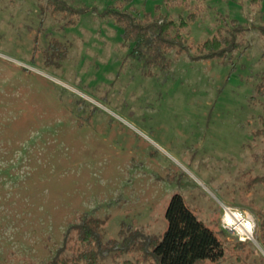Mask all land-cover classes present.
<instances>
[{"label": "rangeland", "instance_id": "374dc122", "mask_svg": "<svg viewBox=\"0 0 264 264\" xmlns=\"http://www.w3.org/2000/svg\"><path fill=\"white\" fill-rule=\"evenodd\" d=\"M115 1L0 0V264L47 257L83 212L103 219L106 238L122 226L158 238L173 192L230 239L221 203L255 223L264 213V179L252 182L264 176L254 131L264 113L255 91L264 0H206L185 28L195 41L229 28L241 40L230 60L171 51L162 64L121 43L108 12ZM157 3L125 8L154 13ZM160 5L174 19L186 15ZM109 255L107 264L135 263L129 253Z\"/></svg>", "mask_w": 264, "mask_h": 264}, {"label": "trees", "instance_id": "16d2710c", "mask_svg": "<svg viewBox=\"0 0 264 264\" xmlns=\"http://www.w3.org/2000/svg\"><path fill=\"white\" fill-rule=\"evenodd\" d=\"M127 1L116 0L112 4L114 8L108 12L121 30V43L131 44L129 53L147 64H162L166 53L173 51L178 55L189 50L197 59L226 61L231 59L233 49L240 46L241 40H236L229 28L217 27L198 41L185 35V28L202 13L201 2L206 0H195L196 3L161 0L155 5L154 13L144 11L141 15L125 8ZM251 1L256 3L258 0ZM160 4L167 9L182 7L186 15L174 19L161 12ZM262 32L264 34V29ZM50 60L44 56V61ZM255 91L264 96V75L255 84ZM259 119V126L254 131L264 145V113ZM263 179L264 176H254L252 182ZM164 216L166 226L158 238L142 239L139 230L124 232L123 226L116 237L106 238L103 219L83 212L67 225L61 243L47 257L31 258L25 264H107L105 257L109 254L114 260L124 253L135 256L134 264L144 261L157 264H259L257 256L264 262L256 245L264 251V213L257 216L255 242L218 235L197 218L178 192L171 194ZM222 231L226 232L225 229ZM124 263L128 262L125 260Z\"/></svg>", "mask_w": 264, "mask_h": 264}, {"label": "built area", "instance_id": "2783aa9c", "mask_svg": "<svg viewBox=\"0 0 264 264\" xmlns=\"http://www.w3.org/2000/svg\"><path fill=\"white\" fill-rule=\"evenodd\" d=\"M221 226L238 240L255 242L256 228L254 216L246 209L221 203ZM227 226V227H225Z\"/></svg>", "mask_w": 264, "mask_h": 264}, {"label": "water", "instance_id": "95a60500", "mask_svg": "<svg viewBox=\"0 0 264 264\" xmlns=\"http://www.w3.org/2000/svg\"><path fill=\"white\" fill-rule=\"evenodd\" d=\"M257 247L261 250V252L264 254V251L262 250V248L256 243Z\"/></svg>", "mask_w": 264, "mask_h": 264}, {"label": "clouds", "instance_id": "9594fccd", "mask_svg": "<svg viewBox=\"0 0 264 264\" xmlns=\"http://www.w3.org/2000/svg\"><path fill=\"white\" fill-rule=\"evenodd\" d=\"M225 227H227V226H225Z\"/></svg>", "mask_w": 264, "mask_h": 264}]
</instances>
